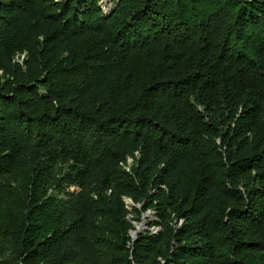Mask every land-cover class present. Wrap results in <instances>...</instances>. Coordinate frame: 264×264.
Wrapping results in <instances>:
<instances>
[{
    "label": "trees",
    "instance_id": "trees-1",
    "mask_svg": "<svg viewBox=\"0 0 264 264\" xmlns=\"http://www.w3.org/2000/svg\"><path fill=\"white\" fill-rule=\"evenodd\" d=\"M0 264H264V0H0Z\"/></svg>",
    "mask_w": 264,
    "mask_h": 264
},
{
    "label": "water",
    "instance_id": "water-1",
    "mask_svg": "<svg viewBox=\"0 0 264 264\" xmlns=\"http://www.w3.org/2000/svg\"><path fill=\"white\" fill-rule=\"evenodd\" d=\"M126 202L127 203H130V204H135L131 198H126ZM145 213L142 216V220L140 222H138L139 225H137V222L134 221L135 229H131L130 230V235H131L133 241H135L137 239V237H138V235L140 233L145 232L148 229L153 230L154 232H156L157 230H159V227H153V228H151V227H149V226L146 225V221L147 220L145 219L146 220L145 221L144 218H149L150 216L148 214H145ZM141 225L143 227L142 229H140ZM143 225H145V226H143Z\"/></svg>",
    "mask_w": 264,
    "mask_h": 264
},
{
    "label": "built area",
    "instance_id": "built-area-1",
    "mask_svg": "<svg viewBox=\"0 0 264 264\" xmlns=\"http://www.w3.org/2000/svg\"><path fill=\"white\" fill-rule=\"evenodd\" d=\"M103 7H107V4L106 3L103 4ZM135 155L137 157L140 156L138 151L135 152ZM134 162H135V157L134 156H128L126 161L121 162V164L127 171H131V164L134 163ZM125 200H126V198H125Z\"/></svg>",
    "mask_w": 264,
    "mask_h": 264
},
{
    "label": "rangeland",
    "instance_id": "rangeland-1",
    "mask_svg": "<svg viewBox=\"0 0 264 264\" xmlns=\"http://www.w3.org/2000/svg\"><path fill=\"white\" fill-rule=\"evenodd\" d=\"M106 2H103V4H105ZM71 189H77V188H75V187H71ZM136 206H138V207H141V204H136ZM145 214H148L150 217L149 218H144V220L146 221V225L147 226H149L148 225V221L149 220H154L155 219V216H154V211L153 210H147V212L145 213ZM132 216V215H131ZM138 222H140V221H138ZM137 222V223H138ZM151 228H153V227H151Z\"/></svg>",
    "mask_w": 264,
    "mask_h": 264
},
{
    "label": "bare ground",
    "instance_id": "bare-ground-1",
    "mask_svg": "<svg viewBox=\"0 0 264 264\" xmlns=\"http://www.w3.org/2000/svg\"><path fill=\"white\" fill-rule=\"evenodd\" d=\"M137 225H139V223H137ZM143 226H145V225H143ZM143 227H142V225H141V227H140V229H142Z\"/></svg>",
    "mask_w": 264,
    "mask_h": 264
},
{
    "label": "clouds",
    "instance_id": "clouds-1",
    "mask_svg": "<svg viewBox=\"0 0 264 264\" xmlns=\"http://www.w3.org/2000/svg\"><path fill=\"white\" fill-rule=\"evenodd\" d=\"M127 198V197H126ZM129 204V203H128Z\"/></svg>",
    "mask_w": 264,
    "mask_h": 264
}]
</instances>
